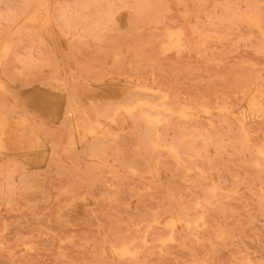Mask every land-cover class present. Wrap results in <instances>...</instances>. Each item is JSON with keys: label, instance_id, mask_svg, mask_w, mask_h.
I'll use <instances>...</instances> for the list:
<instances>
[{"label": "rangeland", "instance_id": "rangeland-1", "mask_svg": "<svg viewBox=\"0 0 264 264\" xmlns=\"http://www.w3.org/2000/svg\"><path fill=\"white\" fill-rule=\"evenodd\" d=\"M263 30L264 0H0V264H264Z\"/></svg>", "mask_w": 264, "mask_h": 264}, {"label": "bare ground", "instance_id": "bare-ground-1", "mask_svg": "<svg viewBox=\"0 0 264 264\" xmlns=\"http://www.w3.org/2000/svg\"><path fill=\"white\" fill-rule=\"evenodd\" d=\"M253 1L255 2V0H253ZM257 3H258V2H257ZM257 3H256V4H257ZM257 11H258V10H257ZM245 14H246V13H245ZM248 16H249V15H248ZM251 17H252V15H251ZM253 18H254V17H253ZM189 19H190V18H189ZM249 19H250V18H247V20L251 22V20H249ZM251 19H252V18H251ZM252 23H253V21H252ZM255 24H256V22H255ZM256 25H258V24H256ZM258 26H259V25H258ZM256 27H257V26H256ZM256 29H257V28H256ZM261 29H263V27H262ZM263 32H264V30H263ZM263 34H264V33H263ZM176 36H177V35H176ZM251 36H252V35H251ZM262 36H263V35H262ZM170 40H171V39H170ZM178 48H179V47H178ZM163 95H164V94H163ZM258 97H259V96H258ZM258 97H257V98H258ZM166 98H167V97H166ZM167 99H168V98H167ZM164 100H165V98H164ZM139 103H140V102H139ZM148 103H149V102H148ZM166 103H167V102H165V105H166ZM151 105H152V104H151ZM139 106H140V105H139ZM149 106H150V105H149ZM166 106H167V105H166ZM141 107H142V106H141ZM153 107H154V109H155V105H154ZM153 107H152V108H153ZM163 107H164V106H163ZM163 107H161V108H163ZM131 110H132V109H131ZM174 110H175V109H174ZM127 112H129V111H127ZM167 112H168V111H167ZM177 114H178V113H177ZM152 115H153V114H152ZM146 116H147V115H146ZM182 116H183V115H182ZM182 116H181V114H180V117H182ZM190 116H191V115H190ZM224 117H225V116H224ZM147 118H148V117H147ZM147 118H145V120H146ZM150 118H151V117H150ZM153 118H156V116L153 117ZM186 118H187V116H186ZM225 118H226V117H225ZM151 119H152V118H151ZM151 119H150V120H151ZM157 119H158V118H157ZM252 119H253V118H252ZM155 120H156V119H155ZM237 121H238V120H237ZM148 122H149V121H147L146 123L148 124ZM151 122H152V121H151ZM158 123H160V122L158 121ZM161 123H162V122H161ZM224 123H225V122H224ZM231 123H232V122H230V124H231ZM154 124L157 126V121H156V123L154 122ZM209 124H211V123H209ZM241 125H242V124H241ZM151 126H152V123H151ZM156 126H155V127H156ZM207 126H208V125H207ZM235 126H236V125H235ZM149 127H150V126H149ZM242 127H243V126H242ZM211 128H212V127H211ZM219 128H220V126H219ZM237 131H238V130H237ZM235 134L237 135V133H235ZM175 135H176V134H175ZM176 138H178V135H177ZM187 140H188V139H187ZM143 141H144V140H143ZM214 141H215V140H214ZM227 142H228V141H227ZM212 143H213V142H212ZM154 145H155V143H154ZM239 145H241V143H239ZM246 145H247V144H246ZM223 146H224V145H223ZM202 147H203V146H202ZM243 148H244V147H243ZM236 149H237V148H236ZM214 150H215V149H214ZM218 150H219V149H218ZM227 150H228V149H227ZM233 150H234V149H233ZM209 151H210V149H209ZM215 151H216V150H215ZM244 151H245V149H244ZM249 151H250V150H249ZM179 152H180V151H179ZM237 154H238V153H237ZM259 154H260V153H259ZM186 156H187V155H186ZM189 156H190V155H189ZM260 156L263 157V156H262V150H261V154H260ZM177 157H178V155H177ZM191 157H192V156H191ZM206 157H207V156H206ZM194 159H195V158H194ZM208 159H209V158H208ZM174 160H175V159H174ZM261 160H262V158H261ZM175 161H176V160H175ZM177 161H178V164H180V160H177ZM177 161H176V162H177ZM262 162H263V161H262ZM263 163H264V162H263ZM185 165H186V164H185ZM256 165H258V163L254 165V168H255ZM195 166H196V165H195ZM208 166H209V165H208ZM258 166H259V165H258ZM206 167H207V166H206ZM188 170H189V169H188ZM201 170H202V169H201ZM196 171H199V170L196 169ZM190 172H191V170H190ZM203 172H204V171H203ZM205 172H206V170H205ZM200 173H201V171H200ZM208 174H210V173H208ZM198 177H199V176H198ZM204 179H205V178H204ZM206 180H207V179H206ZM190 181H191V180H190ZM210 183H211V182H210ZM214 188H215V186H214ZM214 190H215V189H214ZM214 190H213V192H214ZM213 192L211 191V193H213ZM213 194H215V193H213ZM215 198H216V197H215ZM200 207H201V206H200ZM173 212H174V211H173ZM179 216H180V215H179ZM179 216H178V218H179ZM173 217H174V216H173ZM202 217H203V216H202ZM202 217H201V218H202ZM180 218H181V217H180ZM201 218H200V220H201ZM203 218H204V217H203ZM203 218H202V219H203ZM203 220H204V219H203ZM156 221H158V220L156 219ZM154 222H155V220H154ZM185 222H186V221H185ZM197 222H199V221H197ZM203 222H204V221H203ZM203 222H202V223H203ZM189 223H190V222H189ZM191 223H192V222H191ZM196 224H197V223H196ZM194 225H195V224H194ZM194 225H193V226H194ZM204 225H205V224H204ZM204 225H203V226H204ZM173 226H174V224H173ZM191 226H192V225H191ZM197 226H198V224H197ZM197 226H196V227H197ZM194 227H195V226H194ZM168 228H169V227H168ZM168 228H167V229H168ZM172 228H173V227H172ZM175 228H176V227H175ZM175 228H174V229H175ZM181 228L183 229V227H181ZM169 229H170V228H169ZM174 229H171V230H174ZM184 229H186V228H184ZM165 230H166V229H165ZM198 230H199V229H198ZM147 231H148V230H147ZM169 231H170V230H169ZM169 231H168V233H169ZM145 232H146V231H145ZM170 237H171V235H170ZM195 238H196V237H195ZM172 239H173V237H172ZM163 240H164V239H163ZM165 241H166V240H165ZM167 241H168V238H167ZM197 241H198V240H197ZM169 242H170V240H169ZM172 242H173V241H172ZM142 244H143V243H142ZM161 244H164V241L161 242ZM161 244H159V245H161ZM164 245H166V243H165ZM164 245H163V246H164ZM127 247H128V246H127ZM125 249H126V248H125ZM131 250H132V249H131ZM114 252H115V251H114ZM130 253H131V251H130ZM178 263H179V261H178Z\"/></svg>", "mask_w": 264, "mask_h": 264}]
</instances>
